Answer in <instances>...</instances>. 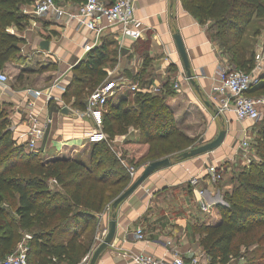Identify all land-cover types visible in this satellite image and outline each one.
Wrapping results in <instances>:
<instances>
[{
	"label": "trees",
	"instance_id": "16d2710c",
	"mask_svg": "<svg viewBox=\"0 0 264 264\" xmlns=\"http://www.w3.org/2000/svg\"><path fill=\"white\" fill-rule=\"evenodd\" d=\"M35 1L0 0V70L16 62L21 41L17 31L29 20L23 9ZM53 1L82 5L86 0ZM180 1L212 40L221 41L220 51L230 66L252 70L255 54L249 53L245 34L253 21L264 19V0ZM109 45L106 42L92 48L75 67L64 94L71 98L73 107L83 109L87 96L107 78L102 67L110 53H115ZM131 78L141 83L140 73L139 78ZM256 93L264 95V70L259 83L249 91L251 96ZM175 94L166 81L160 93L141 92L140 88L105 104L101 130L110 139L126 133L129 127L137 129V140L125 141L120 147L121 157L129 163L138 162L137 168L164 157H170L172 163L178 161L181 149L196 141L176 128L167 103ZM257 133L259 160L239 170L231 189L223 194V202L213 204L204 219L192 226L212 263L225 264L240 256L246 259V255L233 252L241 235L243 243L256 245L259 256L255 263L264 264V124ZM126 145L137 150L127 152ZM35 153L27 151L25 143L15 142L7 114L0 110V258L13 252L20 232L30 235L26 242L28 264H78L93 252L96 216L111 207L131 179L105 141L94 142L85 158L37 160ZM7 198L15 199L12 211Z\"/></svg>",
	"mask_w": 264,
	"mask_h": 264
},
{
	"label": "crops",
	"instance_id": "0c3cea01",
	"mask_svg": "<svg viewBox=\"0 0 264 264\" xmlns=\"http://www.w3.org/2000/svg\"><path fill=\"white\" fill-rule=\"evenodd\" d=\"M60 4L69 11L78 7L71 1ZM134 5L136 17L143 23V31L137 40L122 37L115 26H105L102 33L96 35L67 16L55 18L44 15L37 20L30 16L24 29L17 31L21 39L15 59L17 63H8L4 69L12 66L18 72L15 81L0 85V103L7 109L12 132L21 143L26 141L30 112L37 116L38 126L44 128L36 147L45 152L48 159L59 156L85 158L89 153L96 142L89 134L93 130V122L90 118L76 117L73 111L79 108L71 105L72 100L67 103L64 96L75 67L87 58L89 51L84 50V45L88 42L93 44V49L106 42L114 48L115 53H110L102 67L106 76L110 72L115 78L127 84L140 85L141 92L149 93H154L151 91L154 86L166 81L171 87L177 83L178 90L167 103L176 128L188 137L197 135L194 131L201 129L204 122V139L212 140L216 121L226 115L235 119L232 112L218 110L212 92L215 73L224 65L226 58L207 29L183 8L180 0H134ZM31 8L32 4H29L23 10L32 13ZM175 32L182 38L193 82L187 78L176 49ZM44 41L47 49L40 46ZM139 73L141 83L131 78H139ZM35 90L40 92L39 95L33 93ZM124 91L120 89L117 94ZM63 108H67L69 113H63ZM210 112L214 116H210ZM130 128L113 139L119 143L137 140L128 138L132 133H129ZM225 155L222 148H216L175 161L148 176L118 204L114 211V238L95 264H134L128 255L123 256L128 252L159 257H168L173 252L185 257L204 252L198 235L192 231V226L202 221L206 214L200 208L202 199L197 190L204 189V201L212 205L223 200V194L231 189V184H219L220 180L213 182L207 168L211 164L219 165ZM194 177L199 178L197 187L189 184ZM110 215L111 209L107 208L93 221V248L97 238L107 229ZM137 228L142 229L145 240L135 238Z\"/></svg>",
	"mask_w": 264,
	"mask_h": 264
},
{
	"label": "built area",
	"instance_id": "2783aa9c",
	"mask_svg": "<svg viewBox=\"0 0 264 264\" xmlns=\"http://www.w3.org/2000/svg\"><path fill=\"white\" fill-rule=\"evenodd\" d=\"M32 12L37 17L51 15L55 18H62L67 16L70 19H75L79 26L85 27L96 35L101 34L105 26H115L122 37L128 36L137 40L143 31V23L135 15L134 0H114L111 4H107L104 0H86L82 5H78L75 11L66 10L63 6L55 4L53 0H36ZM92 48V43L88 42L84 45V50L87 52ZM263 70L264 53L255 55V64L250 72L225 65L219 67L215 73L212 87L218 110L220 112H232L238 121L258 120L264 112V95L251 96L249 91L259 83L260 74ZM8 81L9 78L5 72L0 70V85L6 86ZM178 87V84L174 83L173 88L178 90ZM120 89L133 93L140 88L137 84H127V82L115 78L112 73L108 72L107 78L87 96L84 108L73 111L76 117L91 119L93 130L89 131V134L96 142L109 139L108 135L101 130V114L107 101L116 97ZM161 89L162 85H157L151 91L159 93ZM33 93L37 96L40 92L35 90ZM28 117L30 124L26 132L25 144L28 149L35 151L37 150L36 143L42 137L44 128L38 126L36 115L29 112ZM121 163L126 167L129 177L133 181L136 178L137 170L123 161ZM207 171L213 182L221 180L222 171L219 170L217 165H209ZM189 184L197 187L199 178H191ZM197 194L202 199L200 204L202 212H210L212 204L204 201V189L198 188ZM106 232L107 229L97 238L96 246L103 240ZM25 238L29 239L30 236L26 235ZM135 238L141 241L145 240L141 228L135 230ZM27 249L25 242L22 245L19 244L14 252L5 258H0V264H28ZM127 255L134 264H220L210 262L209 257L204 252L188 257L177 252L171 253L168 257H159L147 253L128 252V254H123V256ZM90 257L91 254L86 255L78 264H87ZM245 260L244 256H240L230 259L225 264H246Z\"/></svg>",
	"mask_w": 264,
	"mask_h": 264
},
{
	"label": "rangeland",
	"instance_id": "374dc122",
	"mask_svg": "<svg viewBox=\"0 0 264 264\" xmlns=\"http://www.w3.org/2000/svg\"><path fill=\"white\" fill-rule=\"evenodd\" d=\"M35 2L32 4V8H31L32 10H33V6H34ZM23 12L25 13L24 10H23ZM25 14L29 15V17L31 16L32 18H34L36 20H37V18H39L37 16L35 17V15H33V12L32 13H25ZM245 36H246L245 39L247 41L249 53L253 52V54H255V55L258 53H260V54L264 53V19L253 21V23L246 30ZM216 43H217L216 45L218 47H219V45L221 46V44H222L220 40H216ZM225 58L228 59L227 57H225ZM227 61L224 63V65L230 66ZM3 71L5 72L7 77L9 78L8 82L16 80V75H17L18 71L13 69L12 66L11 67L9 66L7 69H4ZM139 88H141L140 85H139ZM124 92H126V91H124ZM256 94L259 95L258 93H256ZM256 94H252V95H256ZM70 101L71 100L68 97L67 103H70ZM0 110H3V112H5V113L7 111V109H5L1 103H0ZM211 115L214 116V113L210 112V116ZM262 124H264V112L261 114L260 118L258 120H255V121H250V120L238 121V120L232 119L231 117H228L227 115L225 118L223 117L222 120L216 121V124L214 127V137L213 138L216 137V135L218 134V132L221 129L226 130V134H225L223 142L217 147V148H222V150L226 154L224 159H222V161L219 163V165H217L219 170H221V171L223 170L222 171V173H223L222 178L220 180L221 182L219 184H222L225 182V184L226 183L229 185L231 184V186H232L234 181H235V176L239 170L243 169V167L248 166L251 161L256 162L259 160V154L260 153L258 151L256 144H257V134H258L257 132H258V130ZM205 125H206V123L204 124V122H203V126L201 129L196 128V130L194 131V134H197V135H195L194 137H189V138H195L196 141H194V143L189 144L188 146L183 147L181 149V152L188 150L192 147H196L198 145H201L207 141L204 139V133H203L205 130V127H206ZM130 129L131 130H129V133L130 132H132V133L129 135L128 138H133V139L138 138V137H136V136H138V135H136L137 129H133V128H130ZM178 131H180V130H178ZM12 135H13V138H14L16 143H21L20 139L14 136L13 132H12ZM171 138H173V137H170V139ZM105 142L108 144L111 151L116 154V156L119 158L120 161L125 162L126 164H128L129 166H131L137 170L136 176H138V174L140 173L143 166H142V168H141V166L140 167L138 166V168H137V165L139 164L138 162L129 163V161L126 158L121 157L120 147H122V143L116 142L113 138L112 139L109 138ZM126 146H124V148L126 147L125 150H127V152L137 150L135 148L130 147L129 145H126ZM217 150H219V149H217ZM27 151H33V150H30L27 148ZM33 152L34 153L36 152L35 154H37V160H42V159L46 160L47 159L45 152H41L40 150H35ZM203 154H205V153H203ZM59 157H63V156H59ZM226 168H227V170H226ZM132 182L133 181L131 180L130 183H132ZM56 187L58 189H60L58 186H56ZM14 200L15 199L10 200L8 198L6 200V202L8 204H10V205H8V207L11 211L13 210L14 205H15ZM107 208H110V206H108ZM25 235H26V233L25 234L20 233V232L17 233L16 239H15L16 242H15V246L13 248V252L18 248L19 244L22 245L24 242L25 243L27 242ZM242 238H243V236L240 235L235 240L233 252L235 254H238V255L239 254L246 255V259H247L246 264H257V263H255V260H256V257H258L259 255H258V251L256 250V245L243 243L241 241Z\"/></svg>",
	"mask_w": 264,
	"mask_h": 264
},
{
	"label": "water",
	"instance_id": "95a60500",
	"mask_svg": "<svg viewBox=\"0 0 264 264\" xmlns=\"http://www.w3.org/2000/svg\"><path fill=\"white\" fill-rule=\"evenodd\" d=\"M173 38L175 40V45L176 49L179 53L181 62L183 64L184 71L186 73L187 78L193 82L192 79V73L190 69V63L188 60V56L185 50V47L182 42V38L178 32H175L173 35ZM41 48H46L47 49V42H41L40 43ZM124 51V50H123ZM63 113H69V110L67 108L62 109ZM226 134L225 129H221L218 134L216 135L215 138L212 140L206 141L205 143L198 145L196 147H192L188 150H185L179 154V159L184 160L188 159L191 157H195L198 155H201L203 153L210 152L217 148L224 140ZM172 164V160L170 157H164L160 158L154 161H151L147 163L140 171L138 176L133 180V182L126 188L119 196H117L112 204H111V215L110 219L108 220V225H107V232L106 235L104 236L103 240L96 246V248L93 250L90 260L88 264H95L98 256L100 253L107 248L115 235L116 232V213L114 212L115 209L117 208L118 204H120L123 200H125L134 190H136L144 181L145 179L150 176L154 171L164 168L166 166H169ZM220 202H223V200H220Z\"/></svg>",
	"mask_w": 264,
	"mask_h": 264
}]
</instances>
